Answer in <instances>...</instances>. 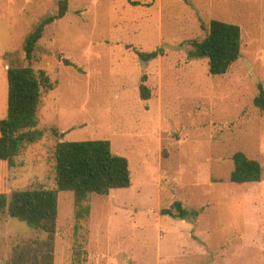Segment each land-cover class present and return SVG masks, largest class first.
Instances as JSON below:
<instances>
[{
    "label": "rangeland",
    "instance_id": "rangeland-1",
    "mask_svg": "<svg viewBox=\"0 0 264 264\" xmlns=\"http://www.w3.org/2000/svg\"><path fill=\"white\" fill-rule=\"evenodd\" d=\"M61 0H0V121L8 113V69L44 71L42 140L15 166L0 162V193L57 187L61 141L107 139L128 158L132 185L91 194L77 217L59 192L54 264H264V0H71L49 25L31 63L28 35ZM240 25V60L212 76L191 59L212 20ZM159 51L148 62L137 51ZM151 92L141 98L140 86ZM242 151L263 167L260 182L230 179ZM197 219L163 214L175 202ZM47 235L0 213V264Z\"/></svg>",
    "mask_w": 264,
    "mask_h": 264
},
{
    "label": "trees",
    "instance_id": "trees-1",
    "mask_svg": "<svg viewBox=\"0 0 264 264\" xmlns=\"http://www.w3.org/2000/svg\"><path fill=\"white\" fill-rule=\"evenodd\" d=\"M71 0H61L56 14L45 17L26 39L25 52L31 63L39 41L46 28L69 12ZM191 59L207 58L212 76H223L240 60L243 39L240 25L222 20H212L209 35L202 41H194ZM144 62L158 58L159 51L140 52ZM140 86L141 98L149 100L151 92L144 83ZM53 90L50 78L41 76L30 66H12L8 69V113L0 121V162L15 166L16 158L29 146L42 140L45 131L39 127V111L42 105V87ZM254 104L264 111V85L258 84ZM57 187L14 190L10 195L0 193V213L27 223L33 229L47 235L42 243L25 245L18 252L13 264H54L55 236L59 214V192H71L77 206V217L90 215L84 207L91 194L108 196L115 189L132 185L130 163L127 157L113 152L107 139L61 141L56 146ZM234 169L230 179L235 183L260 182L263 177L262 164L238 151L233 156ZM172 209L162 210L182 220H195L197 210H188L177 201Z\"/></svg>",
    "mask_w": 264,
    "mask_h": 264
}]
</instances>
